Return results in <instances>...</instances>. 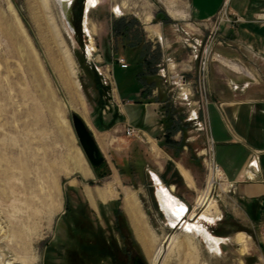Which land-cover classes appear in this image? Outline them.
Segmentation results:
<instances>
[{
    "label": "rangeland",
    "instance_id": "obj_1",
    "mask_svg": "<svg viewBox=\"0 0 264 264\" xmlns=\"http://www.w3.org/2000/svg\"><path fill=\"white\" fill-rule=\"evenodd\" d=\"M84 1L76 0L65 18L55 0H0V261L116 264L114 254L123 248L125 252L128 249L127 264H132L134 255L145 264H237L238 254L245 253L247 246L244 252L240 245L232 246L239 251L233 260L223 257L225 250L211 259L199 243L196 259H191L186 247L190 238L164 224L156 204L155 181L148 173L152 170L175 182L176 164L198 172L201 183L197 194L187 186L175 189L193 202L205 187L202 150L207 147L206 132L197 131L186 120L187 108L171 101L169 85L157 74L160 60L171 56L179 62L188 57L189 51L179 41L182 34L175 31L178 25L195 27V21L187 18L186 0H97L88 14L91 36L83 28ZM117 4L124 12L119 17L111 13ZM238 4L241 11L246 8L243 19L264 18V0H241ZM158 12L167 14L166 22L155 20ZM226 15L229 21L219 23L218 36L230 45L221 35L222 27L233 28L239 17L230 12L229 3ZM151 25L160 27L162 46L146 29ZM87 45L94 48L90 55L85 52ZM66 55L71 57L75 75L65 64ZM122 56L126 67L117 61ZM74 78L79 89L72 87ZM144 88L146 95L156 94L161 102L157 113L164 133L156 141L141 129L132 135L122 131L123 108L132 126L147 127L146 114L152 106L144 107L143 103L152 99L141 95ZM80 95L81 110L73 106ZM169 108L173 110L174 131L167 128L171 121L165 120ZM72 113L83 118L92 132L113 135L108 138L107 150L99 147L104 167L100 168L101 163L90 168L71 125ZM75 160L90 170L89 177L68 171ZM117 166L123 168V174ZM109 185L113 194L107 189ZM223 186L216 187L214 193L219 192V196L215 194L214 202L228 209L221 198L224 194L230 198L236 189L222 193ZM127 191L135 195L143 213L146 242L138 237L125 211ZM125 228L137 246L123 247L120 233L126 235ZM241 228H233L232 236L246 235L247 228ZM177 234L182 245L167 249L165 240ZM160 244L166 257L153 263Z\"/></svg>",
    "mask_w": 264,
    "mask_h": 264
},
{
    "label": "crops",
    "instance_id": "obj_2",
    "mask_svg": "<svg viewBox=\"0 0 264 264\" xmlns=\"http://www.w3.org/2000/svg\"><path fill=\"white\" fill-rule=\"evenodd\" d=\"M240 1L186 0L187 18L193 21L212 18L223 4L227 6L228 3L230 12L239 17V21L233 28L230 25L222 27L221 35L231 44L217 45L215 50L221 55L216 56L219 62H212L209 66L208 87L211 101L207 106V115L215 161L227 179L234 181L240 179V172L242 173L249 154L253 150L260 153V180L238 181L236 192L230 198L227 197L230 195L225 194L221 198L225 203L227 202L225 208L228 209H223V205L220 204L217 206L215 203L211 204L207 212L208 216L212 217L213 214L219 216L221 212L225 216L222 221L210 228L215 236L228 237V241L220 246L221 253L206 251L209 258L217 259L225 250L226 255L223 257L233 260L239 251L236 247H233L234 250H232V246L240 245L242 252L246 251L245 246H247L248 250L245 253L238 254L237 264H264V22L261 21L264 18L258 16L254 20L243 19L241 14L246 8L241 11V5L238 4ZM108 11L110 13V10ZM159 28L157 25L146 27L157 38L161 34ZM156 31L159 33L158 36ZM228 60L235 67L230 66L231 62ZM187 76L191 77L192 73H188ZM230 82L237 84L239 88L232 89ZM244 83H247V86L243 85ZM144 94L145 98L152 99V101L147 100L143 106H152V110L146 114L147 127L139 129L147 138L153 137L156 141V137L164 133L162 122L157 113L161 102L157 100L156 94L146 95L145 89L141 90V95ZM123 111V119L120 121L123 122L122 127L124 124H130L124 108ZM92 134L99 147L107 150L110 144L108 138L113 135L109 134L108 137L106 133L96 131ZM177 136H180V132H177ZM112 141H116V139ZM153 147L152 149H154ZM175 171V182L167 179L164 174L152 170L148 173L150 175L151 173L157 174L164 187L171 188L169 190L172 194L174 192L173 195L176 198L192 205L193 200L183 196V193L178 194L175 189L179 185L187 186V189L197 194L201 183L198 172L184 167L182 164H176ZM117 176L119 177V175ZM151 181L153 180L151 179ZM152 183L156 188L155 183ZM227 199L232 203H228ZM237 226L247 228V237L244 243L237 241V235L232 236L236 231L233 228ZM204 248L206 249V247Z\"/></svg>",
    "mask_w": 264,
    "mask_h": 264
},
{
    "label": "built area",
    "instance_id": "obj_3",
    "mask_svg": "<svg viewBox=\"0 0 264 264\" xmlns=\"http://www.w3.org/2000/svg\"><path fill=\"white\" fill-rule=\"evenodd\" d=\"M122 9L123 8H120L117 4L114 9L112 8L111 13L116 17L122 16L124 13ZM223 21H229V17L226 15V6H224V4L212 18L193 22V25H195L194 28L191 26H176L175 31L182 34V36L179 37L181 45L189 51L188 57L177 62L175 61V57L168 56L165 59L160 60L162 62L157 65V74L162 78L163 82L169 85L168 93L171 101L176 105H184L187 108L186 120L191 122L197 131L204 130L206 132L207 147L202 150L206 169L205 187L203 190H205L207 184L210 183L211 187L208 194H210V198L214 199L216 203L217 198H214V196L215 194L217 195V193L214 192L217 186L224 185V188H220V192L230 193L236 189V183H238V181H259V174L261 172L260 153L257 150H253L249 154L247 162L242 169V173L240 172V179L234 181L227 179L214 158L213 140L210 135L207 115V104L211 100L208 87V73L210 64L212 62H219V59L217 60L215 56H221L219 53L214 52L213 47L215 45H222L223 43L218 36V25ZM194 29L196 32H194ZM203 29L204 31H202ZM157 40L162 46L163 41L159 38H157ZM117 61L121 67L127 66L123 57L117 58ZM228 61L231 62L230 60ZM185 73H192V76L189 77ZM230 83L232 89L236 90L239 88L237 84ZM243 85L247 86V83H244ZM124 132L126 135H132L135 132L140 133V129L130 124H125ZM216 171H220L221 176H215L214 179H212L213 173ZM218 196L219 192L217 197ZM177 200H180L179 202L184 208L183 215L181 216L182 220L189 219L190 221H201L204 223L205 228L212 234L213 232L210 227L223 220L222 213H219V216H214L213 214L209 221L199 218V213L202 210L203 204L198 203L199 201L196 199L192 205L186 204L178 197ZM200 205H202V207H200ZM193 210L196 215L194 214L193 217L189 218L188 213ZM181 223L182 222L178 225L176 224L178 229ZM168 225L170 226V224ZM196 235L200 236L197 233ZM223 239L224 241L220 242V244H226L228 241V237H223Z\"/></svg>",
    "mask_w": 264,
    "mask_h": 264
},
{
    "label": "bare ground",
    "instance_id": "obj_4",
    "mask_svg": "<svg viewBox=\"0 0 264 264\" xmlns=\"http://www.w3.org/2000/svg\"><path fill=\"white\" fill-rule=\"evenodd\" d=\"M55 1L60 7L62 16L66 18L68 8L72 7V5L74 4V2L76 0H55ZM97 4H98L97 0H85L84 1L83 28L86 32H88V35H90V36H91V31L88 27V25H89L88 14H89V11L92 10V8L97 6ZM69 13H70V11H69ZM170 14H172V13H170ZM67 22L69 24L68 26L71 27L70 29L74 30L70 21H67ZM156 33L158 36L159 33L157 31H156ZM160 35L161 34H159V36ZM160 37H159V39L161 40ZM93 49H94L93 46L87 45L86 51H85L86 54L90 55L91 52L93 51ZM65 64L70 66L71 70H69V71H71L72 75H75V71H74V67H73L72 62H71L70 55H68L67 58L65 59ZM226 64H228V63H226ZM229 65L232 67H235L233 65V63H229ZM67 76H68V74H67ZM64 80H66L65 77H64ZM74 80L75 81H73L72 87L75 86L77 89H79L80 88L79 83L77 82V80L75 78H74ZM73 106L77 107V109H79V110L83 109L84 104H83L81 95L79 98L77 97L74 100ZM73 162L74 163H72V166L67 167L68 171L78 172L83 178H87L91 175L90 170L85 166V164L82 163V161L75 160ZM151 176L154 178V181L157 183V185H156V188H157L156 204L158 205V208H160V211H161V213L165 219L164 224L166 226L170 227V229H171V227L172 228L174 227L173 230L183 231L185 233L183 235L186 238H190V241L187 243L186 247H187V250L189 249L191 251L190 253H192L191 259H194L195 256L198 254L199 249H197L198 248L197 244H199V243L204 244V247H206L205 250H208V251L214 252V253H221L220 246L222 244H220V242L224 241L223 237L219 238V237L215 236L214 234H212L211 232H209V230L205 228L204 223H202L201 221L197 220V221H193L191 223V221L189 219L182 220L181 216L183 215V211H184L183 205L179 202V200H177V198L171 193V191L169 189L164 187V185L162 184V182L158 178L157 174L152 173ZM215 176H221V172L220 171L214 172L212 179H214ZM210 187H211L210 183L207 184L206 189L203 190L202 193L200 194V196H198L196 198V200L199 201L198 203L203 204V207H202V205H200V207H202V210H204V212L199 214V218H201L205 221H209L211 219V217L207 215V212L209 211L211 204L215 203L214 200L210 198V194H208ZM111 188L112 187H110V185L107 186L109 193L113 194L112 193L113 188L112 189ZM123 199H124V208H125V211L129 217V220H130L132 227L134 228L138 237L140 239L143 238V240L145 241L146 240L145 237H147V229H146L143 213L141 211V208L138 204V201H137L135 195L133 193L127 191L125 194V198H123ZM194 214H195L194 210L190 211L188 213V217L190 218L191 216H194ZM180 222H182V223L178 229L176 227V224L178 225ZM168 224H170V226ZM1 230H2V227H0V242H1V237L3 236V234H1ZM196 233L199 234L200 236L196 235ZM179 236L180 235H178V234L172 235L165 240V243L166 244L168 243L167 249L170 250L176 246L182 245V241L180 240ZM246 237L247 236L244 233H238L237 234V241L240 243H244L246 240ZM189 250H188V252H189ZM164 255H165L164 247H163V245L160 244L159 247L156 248V251H155V254L153 257L154 258L153 263H157L159 261V259H162V261H163V259L166 257V255L165 256ZM13 263L14 262H8V264H13ZM0 264H2L1 261H0ZM22 264H26L25 261H22Z\"/></svg>",
    "mask_w": 264,
    "mask_h": 264
},
{
    "label": "water",
    "instance_id": "obj_5",
    "mask_svg": "<svg viewBox=\"0 0 264 264\" xmlns=\"http://www.w3.org/2000/svg\"><path fill=\"white\" fill-rule=\"evenodd\" d=\"M71 125L90 168H97L104 161V155L95 141L90 128L83 118L75 113L71 114ZM131 261L132 264H145L139 255L132 256Z\"/></svg>",
    "mask_w": 264,
    "mask_h": 264
},
{
    "label": "trees",
    "instance_id": "obj_6",
    "mask_svg": "<svg viewBox=\"0 0 264 264\" xmlns=\"http://www.w3.org/2000/svg\"><path fill=\"white\" fill-rule=\"evenodd\" d=\"M155 20H163V21H167V19L169 18L168 16H167V14H165L164 12H158V13H156V15H155ZM127 29V28H126ZM144 60V59H143ZM145 61V60H144ZM143 61V62H144ZM148 63V62H147ZM148 64H150V63H148ZM145 89V88H144ZM143 92V91H142ZM173 110L172 109H168V113L166 112V117H165V120H166V122H169V121H171L172 119V112ZM164 125H166L165 123H163ZM167 128L169 129V128H173V131H174V129L176 130V127H175V124H174V122L173 121H171V123L170 124H168L167 125ZM171 131V130H170ZM172 132V131H171ZM167 133H168V136L169 135H171V133H169V132H166L165 133V135H167ZM165 140H167L166 139V137H165ZM105 166V163H103L102 165H100V168L101 167H104ZM117 168H118V170H119V172H120V174H123L124 173V171H123V168L121 167V166H117ZM104 174H101V176H103ZM119 216V215H118ZM117 216V217H118ZM119 227H121V226H119ZM125 227H126V225H125ZM242 228H241V226H237L236 227V230H241ZM125 230H126V235L123 233V231L120 233L121 234V240H122V243H123V247L124 248H126V245H129L130 247H135V246H137V242L135 241V239L133 238V236H132V234H131V231L129 230V228H125ZM127 238H129V243H128V241H127ZM127 242V243H126ZM118 247V246H117ZM117 251L119 252V254L118 253H115L114 254V260H115V262H116V264H127L126 263V259L128 258V249L126 250V252H125V250H123V248H117ZM120 254H123V258H121L120 257Z\"/></svg>",
    "mask_w": 264,
    "mask_h": 264
}]
</instances>
